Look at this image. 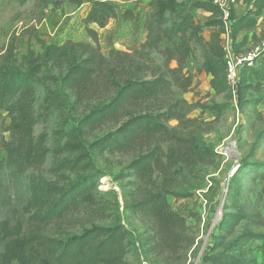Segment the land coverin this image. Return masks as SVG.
<instances>
[{"label":"trees","instance_id":"trees-1","mask_svg":"<svg viewBox=\"0 0 264 264\" xmlns=\"http://www.w3.org/2000/svg\"><path fill=\"white\" fill-rule=\"evenodd\" d=\"M22 1L41 9L52 4ZM238 1L230 8V39L233 52L242 54L247 34L257 41L264 0H248L249 9L236 16L233 6ZM183 3L208 18L198 23L184 10L176 19ZM149 5L144 39L132 53H101L97 30L117 14L110 3L94 0L83 18L92 44H48L31 32L39 52L29 49L18 60L10 43L0 55V108L9 103L14 108L7 128L11 139L1 142L0 264H129L126 257L134 234L121 222L99 226L89 220L102 217L104 208L87 214L96 206L93 193L105 177L94 169L95 159L103 155L131 156L124 168L132 180L122 196L123 209L144 224L146 254L176 252L185 240L186 253L192 247L187 227L184 237L185 218L171 209L168 198H191L192 177L212 166L219 155L204 143L202 124L188 118L191 105L175 97L172 88L179 93L189 89L191 78L184 66L199 49L201 70L210 77L215 95L224 99L200 108L216 116L229 109L234 97L225 78L224 26L211 0H151ZM205 28L215 30L207 44L200 37ZM153 54L160 57L159 65ZM263 88L264 58L258 56L240 72L236 94L240 110H255L261 98L247 95H258ZM171 122L177 125L169 127ZM52 123L71 125L67 142L55 141L49 147L47 130L34 134L35 127ZM96 133L100 137H94ZM262 137L261 133L250 148V157ZM49 157L61 158L48 169L55 181L42 175ZM64 174L77 178L60 185ZM254 183L260 184L258 194L264 197L263 163H243L231 175L209 249L212 255L203 258L204 264H264L261 217L240 203L246 184ZM240 227L242 232L236 233Z\"/></svg>","mask_w":264,"mask_h":264},{"label":"rangeland","instance_id":"rangeland-1","mask_svg":"<svg viewBox=\"0 0 264 264\" xmlns=\"http://www.w3.org/2000/svg\"><path fill=\"white\" fill-rule=\"evenodd\" d=\"M77 1L80 6L77 5ZM94 0H52L47 8L36 7L33 2L22 0H0V55L5 48L14 44L15 54L18 60L30 49L39 52L35 40L30 37L31 32L48 44L61 45L66 41L82 42L92 44L86 36L83 24L88 5ZM110 3L116 10V17L108 22L101 30H97L98 48L103 55H108L112 50L125 53H132L138 49L144 39L143 24L151 11L149 5L151 0H102ZM251 3L248 0H239L233 6L236 16H240L249 9ZM190 12L194 20L203 23L208 14L191 9L190 4L183 3L179 8L176 19L182 11ZM128 12L127 18L123 14ZM95 29L94 26H90ZM215 32L213 29L205 28L200 37L203 43L207 44L210 36ZM256 40L252 36H245V47L242 54H247L258 47L259 42L264 39V15L258 23L255 33ZM241 37H239L240 39ZM222 45H231L230 37H221ZM156 64H160V57L153 54ZM201 53L196 49L194 56L189 59L184 72L191 78V86L185 93H179L172 88L175 97L185 100L191 105L188 118L201 123L204 133V143L212 148L218 155L214 164L200 174L192 177L194 186L193 196L188 199L175 200L168 198L171 209L185 218V232L194 240L192 247L186 253V240L178 246L176 252L166 250L163 254H146L148 250L145 244V226L140 220L125 212L123 209L122 196L130 190L131 178L125 168L126 163L131 159L130 154L103 155L94 162V169L105 174L100 179L93 193L96 206L92 205L87 214L93 210L104 208L102 217H92L89 220L95 225L110 226L121 222L136 238L130 241L129 254L126 257L129 264H204L203 258L212 255L209 251L214 241L217 225L221 218L224 207L226 186L233 170L243 163L264 164V88L258 95L248 94L247 99L261 98L260 104L255 110L247 107L240 110L236 97L229 103V109L219 116L211 112L203 111L201 106L221 104L224 102L222 96H217L209 85L210 77L201 70ZM251 81V78L249 79ZM14 114L12 103L5 104L0 108V157L3 156L1 142L10 141V133L7 131L10 117ZM176 122L169 123V127L176 126ZM71 125L54 126L50 124L47 128L37 126L34 134L38 135L43 129L49 135L48 146L52 147L55 141L64 144L70 139ZM57 130V135L52 134ZM263 134L258 148L252 157L249 150ZM96 133L94 137H100ZM90 141L93 140L89 138ZM61 158L47 159L42 168V175L48 180H56L48 171L52 162ZM76 175L64 174L63 180H58L60 185L74 181ZM260 184H246L242 193L240 203L245 204L249 209L260 215V232H264V197L259 196ZM190 216H195L190 218ZM78 228H75L77 230ZM51 230V229H48ZM242 227L236 233H241ZM137 243V246L135 245ZM254 244L252 248H255Z\"/></svg>","mask_w":264,"mask_h":264},{"label":"built area","instance_id":"built-area-1","mask_svg":"<svg viewBox=\"0 0 264 264\" xmlns=\"http://www.w3.org/2000/svg\"><path fill=\"white\" fill-rule=\"evenodd\" d=\"M211 2L214 6L218 7L221 12V19L224 26V33L221 37H230V8L234 4V0H211ZM222 47L224 52L226 82L235 98L241 70L245 66H252L253 60L256 57L261 56L262 59L264 58V39L259 42L257 48L247 54H235L232 50V46L229 44H226L225 46L222 45ZM235 170H233V172Z\"/></svg>","mask_w":264,"mask_h":264},{"label":"crops","instance_id":"crops-1","mask_svg":"<svg viewBox=\"0 0 264 264\" xmlns=\"http://www.w3.org/2000/svg\"><path fill=\"white\" fill-rule=\"evenodd\" d=\"M264 15V12H263V14H262V16ZM261 16V17H262ZM261 17H260V19L258 20V23H260V21H261ZM257 27H258V24H257ZM256 31H257V28H256V30H255V33H256ZM249 35H252V34H249ZM256 35V34H255Z\"/></svg>","mask_w":264,"mask_h":264}]
</instances>
